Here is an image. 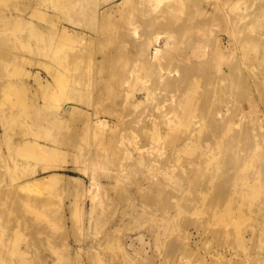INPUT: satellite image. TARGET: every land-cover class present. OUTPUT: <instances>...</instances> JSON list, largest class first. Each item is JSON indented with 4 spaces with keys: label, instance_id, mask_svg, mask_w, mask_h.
Masks as SVG:
<instances>
[{
    "label": "rangeland",
    "instance_id": "rangeland-1",
    "mask_svg": "<svg viewBox=\"0 0 264 264\" xmlns=\"http://www.w3.org/2000/svg\"><path fill=\"white\" fill-rule=\"evenodd\" d=\"M120 1L99 6V12ZM142 1L116 9L105 21L125 24L124 47L116 42L121 33L111 25L104 27V35L96 33L101 26L90 12L95 2L89 10L79 0H0V178L21 196L19 205L5 207H14L17 219L4 221L11 227L0 238L4 264H264V236L254 228L264 223V167H257L264 164V154L259 147L239 142L243 161L223 166L226 158L218 154L219 146L214 152L205 142L204 155L191 157L162 145L176 138L179 142V136L203 137L204 120L213 110L262 128L264 44L257 40L264 39L259 34L264 24H256L254 17L262 14L264 0ZM248 21L246 30L254 27L247 33L252 42L241 45L234 33ZM196 23L201 24L198 32ZM157 31L170 35L171 46L154 60L139 44ZM215 38L224 56L211 55L210 67L196 77L201 82L193 78L183 84L189 91L179 92V83L160 78L170 71L190 79L183 70L189 68L196 43L206 40L211 49ZM105 52L120 58L117 66L98 62ZM228 63L248 76L246 92L236 86L227 99L212 97L208 101L214 106L201 107L198 98L214 93L209 80L217 73L215 66L227 73ZM196 89L199 93L192 94ZM72 105L79 111L67 119ZM98 119L102 122L95 123ZM234 127L241 137L240 124ZM23 149L57 152L43 150L37 160ZM164 151L173 174L183 168L192 175L196 166L204 171L216 166L214 178L201 181L219 185L210 190L234 192L217 197L219 203L232 196L234 203H245L257 214L229 219L228 210L219 207L222 220L217 221L179 212L171 242L164 244L156 211L165 206L175 213L178 203L172 193L177 189L163 186L157 177L168 166ZM46 164L50 167L43 169ZM52 176L59 178L48 181ZM27 180V186L17 187ZM150 181L160 184L152 192L157 214L144 218V212L151 213L142 207L146 196H138V186ZM166 196L170 202L165 204ZM11 199L7 195V205Z\"/></svg>",
    "mask_w": 264,
    "mask_h": 264
},
{
    "label": "bare ground",
    "instance_id": "bare-ground-1",
    "mask_svg": "<svg viewBox=\"0 0 264 264\" xmlns=\"http://www.w3.org/2000/svg\"><path fill=\"white\" fill-rule=\"evenodd\" d=\"M143 1H146V0H143ZM143 1H142V3L145 4V2H143ZM169 1H171L173 3H177L176 1H180V0H169ZM79 2H82L83 4H85L84 7H82V8H87V9L89 8V10H90V6H92V4L95 2L93 4V9L90 10V12L92 13L91 15L94 17V19H98V22L100 23L99 26H101V29L97 28L98 30H96V33L97 34L100 33L101 35H104L103 32L105 30H107L104 27L107 25H111V24L105 23V21H109L107 19L112 18L113 13L116 11V9H118V8L124 9V8L128 7V5L131 4L132 2L139 3V0H122L119 2V5H110L109 7H107V9L105 11H103L101 13L99 12L98 7L103 5V4H107V5L112 4L113 3L112 0H79ZM171 2H169V4ZM167 4H168V1H167ZM167 7H168V5H167ZM170 7L171 6H169V8ZM163 8H165V7H163ZM137 9H139L138 6H137ZM163 10H165V9H163ZM160 11H158L159 14L162 13V11L161 12ZM166 11L164 13H166ZM202 12H207V10L206 11L202 10ZM261 13H262L261 15L258 16V14H257L254 17V19L257 21L256 24H259V25H262V23L264 24V8H263V11ZM159 16H161V15H159ZM119 17H121V15ZM207 19L205 18L201 22L206 21ZM249 24H250L249 21L243 23V26H245V27L242 30H238V32L234 33L235 36L239 38V42L241 43V45L244 43L249 44L252 42L250 35H248L247 33L249 32V30H254V29H252L254 27L252 26L251 28H249V30H246V27H248ZM195 25L197 27V32H198L201 28L200 27L201 24L199 25L198 23H196ZM111 26L113 29L116 28L121 33L116 38L117 44H121L122 46L126 47V44H128V42L126 40H124V38H123V36L126 34L125 33L126 32L125 31V29H126L125 24L123 22L115 21V23L112 22ZM151 26H153V25H151ZM254 26H255V24H254ZM255 31H256V29H255ZM82 34H85V33L81 32V35ZM259 34L264 35V33H259ZM197 35H198V33H197ZM161 40L163 41V44H161ZM257 41L260 42L261 44H264V39H262V37L259 38ZM129 43H131V42H129ZM132 43H133V41H132ZM213 44H212L213 45L212 48L210 49L208 47V42L206 40H199L196 43V47H194L193 51H192L194 57H191L189 60L190 64L186 65V67H189V68H185L183 70L184 72L189 73V76H191L190 79H183L184 78L183 74L181 76H179L180 75L179 74L178 76L175 77L174 73H171L170 71H167L168 75H165V76L161 75L160 78L162 77V79H164V80H172L174 83H179L178 87L176 88L177 90H179V92L184 93L186 90L189 91L190 88L187 89V87H185L183 84H186V82H194L193 78L197 79L196 77H198V73L203 69V67H207V69L210 67V65L212 64V61H213L211 58H209L211 55H218V56H220V58H223L224 55H223V48L221 46V43L219 44V42H217V39L215 38V42ZM139 45L141 47L149 50L150 58H154V60L160 59V58H162V54L165 51V49H168L171 46L170 35H167V34H164L163 32L157 31V32H154L153 34L146 35L145 39L142 40ZM206 47H208V48H206ZM119 60H120V58L117 57V55H114V54L112 55V54H108V52H105L104 55L101 56V58L99 59L98 62L102 63V66L104 65L105 61L110 62L111 65L117 66ZM214 64H215V62H213V65ZM227 66L229 67V70L231 73L230 72L226 73L225 70H221L220 65L215 66L217 73H215V75L212 76V79L209 80L210 82L214 83V85L211 88L214 93L210 92L209 94L204 95V97H202L204 99V101H202V98H198L199 101L202 103L201 107L208 106V105L211 106L212 104L208 100L214 99L212 97H215L216 99H218L217 97L227 99V96L233 90H235L236 86H239L241 91L246 92V88H245L244 84H246V85L248 84V76L236 64H229L228 63ZM217 67H218V70H217ZM197 80L195 82H199V81L201 82V80H199V79H197ZM197 89H196V91L194 90L192 94L195 93L197 95V93H199L197 91ZM184 97H186V96L183 95V98ZM221 104H224V102H221ZM212 106H214V105H212ZM78 111H79V108L76 105L70 106V108L68 110H66V112L68 114L67 119H72ZM227 114H228V112L227 111L224 112L223 109L222 110H213L211 112V115H210L211 117H208L207 120L206 119L204 120V122L206 124L205 130H204L205 133H204L203 137H200V139H197L194 137H183V135L180 134L183 137V140L179 136V142H177L178 138H176L175 141L163 143L162 145H167V146L170 145L173 147L176 146L177 151H186L187 153H191L192 154L191 157H193L195 155L203 156L204 153H203L202 149H206L205 144L207 143L210 147V150H212L214 152L216 150H218V154H220V152L225 153L224 158H226V159H223L224 160L223 166L231 164V163H239V162L243 161L240 158L243 151L241 150L242 148L239 146V144H242V143H239V142H243L244 145H247V146H249V145L258 146L259 150L262 151L264 154V142H260V141H264V129H262V128H264V124H261L262 128L256 129V128H253V126L249 127V125H247L245 122H243L241 118H240V121H241L240 123L233 122L232 118H230L229 116H226ZM62 119H63V117L60 119H57V120L62 121ZM258 121H260V120H258ZM97 122L101 123L102 120L101 119H98L97 121L95 120V123H97ZM235 124H240L241 128H239V129L242 132L241 137H238L239 135L235 134L237 131L234 127ZM167 135L169 136V134H167ZM163 140L166 141L165 138H163ZM215 147H218V148H216V150H215ZM183 148H187V149H183ZM220 148H222L223 150H221ZM43 150L44 151L46 150L45 151L46 153H49V154L51 153V155H54V156L56 155L54 153L57 152V150L52 151V149L51 150L43 149ZM22 151L24 152V155L26 154L30 158L37 159V160L41 159V157L44 156L43 155L44 153H42V151H40V150L38 151L35 149L34 150L23 149ZM168 155H169V153L164 151V157H165L164 160H166L165 162H167L168 168L163 167L162 168V174L158 175L157 177H159V178L161 177V179L163 181L162 182L163 186L171 185L172 189H177L176 191L172 192V193L176 192V194L178 195V198H177L178 203L175 204L176 208H177V212L172 213L169 210V208H167L165 206L160 208V210H159L160 212L156 211V209H155L156 205L155 204H156L157 200L155 198H153L152 192L160 187L159 183H154L153 181H150L147 187H145L144 185L138 186V190H139L138 196L141 197L142 199L146 196L145 199L143 200V206L142 207L144 208V210L149 209V212L151 213L150 215H148L146 212H144L143 216H144V218H146V217L151 218L152 214H154L156 212L159 214L158 215L156 213L157 216L154 217V220L156 222L158 221L157 225H156L158 228L162 227V229H161L162 232H159L158 234L161 237V240L163 241L164 244H170V242H171L169 237L171 236V234H173L172 227H173L174 222L176 221V216H178L179 212L182 213V212H186V211H192L200 217H205L208 220L210 219V220H217V221L222 220L221 213H220V211L217 210V208H219V207H223V208H225V210H228L227 211V218H229V219H233V218H237V217H244V216L250 215V214H257L255 211H252L251 208H248L245 203H242V202L241 203L240 202L234 203L231 199L232 196L224 197L222 203H219V200L216 199L217 197H220L222 195H233L234 192L233 191L210 190L213 187H218L219 185L211 183L210 180L207 182L201 181L202 179H205V178H208V179L214 178L213 175H214V172L216 171L215 170L216 166L213 165V167L209 171H204V170L200 169V167L196 166L192 169L194 172V174H192V175H190L191 173L188 174L187 170L186 169L184 170L183 168L180 169L179 173L173 174V173H171V169H170V165H169V161L171 159H166L168 157ZM95 157H97V156H95ZM48 167H50V165L46 164L43 167V169H46ZM257 167H264V164H262V163L257 164ZM34 172H35V170L33 171V169H32V171L29 173V175L33 174ZM202 172L204 174H202ZM207 172H208V174H206ZM27 175H28V173H27ZM246 175H249V174H247V171H246ZM57 176L49 177L48 181L58 180L59 177H57ZM92 179H93L92 183L95 186H97L99 184V182L96 180L95 177H92ZM28 182H29V180H27V182H18L17 187H19V188L25 187L28 185ZM76 183L81 184L78 181ZM238 185H242V184H238ZM228 186L231 187L230 185H228ZM228 186H225V187L229 188ZM6 187H7V183H5V181L0 178V233L2 234V236H0V238L6 237L11 230V227H8L6 225V222H4V221L6 219H8L11 222H15V220L17 219V215L14 214L15 208L13 207V208H10L9 210L6 211L5 207L9 206V205H16L17 206V205H19V202L21 200V196H19L20 194H18L20 192L17 191L16 187H14L13 190L7 189ZM195 188H204V189L207 188L208 190L207 189H205L203 191L192 190ZM140 191H141V193H140ZM239 192H237V193H239ZM165 194L169 195L170 193L165 192ZM7 195L8 196L12 195L11 201L13 202V204L10 203L7 205V203H6ZM243 199L245 200V198H243ZM237 201H240V200H237ZM165 202H170V197H167L166 199L164 198L163 203H165ZM259 206H261V204H259ZM136 208H137V205H134L133 210L136 211ZM90 209H91L90 211L92 212L93 207ZM253 209H256V208L253 207ZM257 209L261 210L260 208H257ZM261 211H263V210H261ZM75 213L76 212L72 213L71 217L76 218ZM236 214H239V215H236ZM224 222L227 223L226 221H224ZM242 225L243 224L238 225L237 227H234V228H236V229L240 228V227H242ZM226 227L229 228L230 226H226ZM254 228H255V233H258L259 235L264 236V223L259 221V223H257ZM155 230H157V229H155ZM4 256H5V249H4V246L2 244H0V264L5 263ZM247 256L250 257V255H245V257H247Z\"/></svg>",
    "mask_w": 264,
    "mask_h": 264
}]
</instances>
